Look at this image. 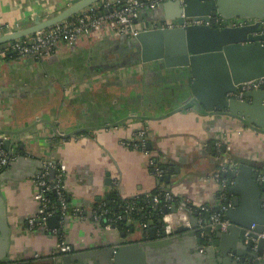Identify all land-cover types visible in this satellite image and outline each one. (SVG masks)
Here are the masks:
<instances>
[{
	"label": "crops",
	"instance_id": "obj_1",
	"mask_svg": "<svg viewBox=\"0 0 264 264\" xmlns=\"http://www.w3.org/2000/svg\"><path fill=\"white\" fill-rule=\"evenodd\" d=\"M75 1L0 0V34L28 26L37 16H53ZM163 14L158 8L143 9L137 23L152 27ZM127 39L106 29L78 37L73 47L60 46L50 58L0 59V130L17 132L12 135V153L25 157L8 166L0 179V229L3 222L8 227L7 244L0 240L4 261L49 263L40 259L56 252L60 242L68 247L65 255H72L117 249L120 244L149 239L150 228L159 231L156 215V224L150 221L146 227L142 220L120 215L121 224H117L120 217L106 228L94 215L114 195L125 201L167 190L177 197L178 208L189 216V211L197 214L198 223L203 211L218 213L226 208L222 206H226L229 185L238 187L233 193L237 206L229 205L240 211V218L261 205L258 175L264 172V131L223 114L203 113L194 105L183 107L186 99H174L175 93L167 90L180 84L177 71L167 74L155 71L154 63H129L130 55L122 49ZM191 81L187 77L186 82ZM127 114L136 117L105 127ZM49 123L60 133L82 130L61 137ZM140 128L146 130L145 150L131 145ZM38 161L43 167L54 161L65 170L68 210L64 213L44 208L37 198ZM239 164L246 169L237 181L231 173ZM153 165L163 170L161 175L154 172ZM223 167L227 171L222 173L225 185L221 188L212 175ZM165 174L170 175L169 182L159 180ZM75 207L82 210L80 215L73 214ZM42 212L52 214L45 224L38 222L29 228L28 220ZM52 216H58L56 225L48 223ZM203 222L208 224L210 216ZM212 233L205 226L202 240L207 242ZM191 242L180 240L152 254L159 264H207L210 259L200 253L206 254L205 245L195 252L198 245Z\"/></svg>",
	"mask_w": 264,
	"mask_h": 264
},
{
	"label": "water",
	"instance_id": "obj_2",
	"mask_svg": "<svg viewBox=\"0 0 264 264\" xmlns=\"http://www.w3.org/2000/svg\"><path fill=\"white\" fill-rule=\"evenodd\" d=\"M99 1L101 0H76L46 19L37 16L28 26L0 34V48H5L8 42L80 13ZM158 10L164 13V16L159 17L160 20H174L177 26L149 28L128 38L126 46L122 49L128 51V55L134 56L130 58L129 63H154L155 71L165 70L167 74L177 71L175 75L180 77V84L173 87L175 89H166L171 95L175 93L174 99H186V105L183 107L194 105L203 113L223 114L252 129L264 131V87L243 91L240 98L235 95L241 90L242 82L264 76V0H183L182 5L179 1L170 0L161 3ZM216 16L222 19V25L211 26L206 23ZM186 18L201 22L184 26ZM187 77L192 79L190 83L186 82ZM135 117V114H127L122 120L106 124L105 127L117 126ZM49 125L53 133L61 137L72 136L82 130L79 128L73 132L60 133L56 127L50 123ZM15 133L17 132L0 130V135L6 136L4 147L10 154L12 135ZM20 160L24 161L25 157L16 156L8 166ZM37 163L41 168L37 173L40 174L44 167L40 161ZM244 169V165L239 164L236 168L238 172L232 171L231 176H235L238 181L240 172ZM7 171L8 168L0 173V179ZM49 175L52 178L54 170H51ZM223 175L227 177V174ZM169 179V174L159 177V180L166 182H169ZM255 185L260 192L262 189ZM237 188L236 185L228 186L226 208L219 211L223 214V219L229 221V225L223 229L221 224H216L207 242L203 241L200 233L196 231V228L200 227L197 214L189 211L190 227L179 224L170 234H166L160 216L159 231L157 228H150L147 240L120 244L117 249L105 248L67 254L56 258L55 262L159 264L152 254L153 251H160L162 247L180 240H188L198 245L194 248L195 252H200L201 245H205L206 254L200 253L210 259L207 264H264V238L258 236L263 230L264 209L256 204L249 216L240 218V211L232 210L229 205L231 202L232 206H237V200L233 196ZM1 197L0 195V209L3 208ZM263 201L264 194H261L259 203ZM176 209V205H172L170 209L164 206L163 213L166 214L169 210L175 212ZM2 214L1 209V218ZM57 219L58 216H52L48 223L56 225ZM252 223L256 226L248 231ZM7 232L8 227L6 228L3 222L0 240L5 244ZM5 259V256L0 257V261ZM162 262L164 261H160V264Z\"/></svg>",
	"mask_w": 264,
	"mask_h": 264
},
{
	"label": "built area",
	"instance_id": "obj_3",
	"mask_svg": "<svg viewBox=\"0 0 264 264\" xmlns=\"http://www.w3.org/2000/svg\"><path fill=\"white\" fill-rule=\"evenodd\" d=\"M166 1L170 0H101L93 6L84 9L80 13L64 19L48 28L37 30L31 34L15 39L11 43L8 42L5 48H0V59L5 58L8 51L14 52L16 56H31L38 60L50 58L51 56L56 54L57 48H59L60 46L64 45L67 47H73L78 37L90 35L95 31H103L109 29L114 32V35L116 37L131 38L135 36L139 31L149 28L177 26L176 21L169 19L159 20L156 23L153 22L154 25H152V27L137 23V16L141 10H155L161 3ZM172 1H179L180 5L183 4V0ZM196 22L201 21H193L191 18H186L183 25L185 26ZM206 23L211 26H215L217 24L220 26L222 25V19L218 16L211 17ZM262 87H264V76L242 82L241 90L239 92H236L235 95L240 98L243 91L260 89ZM145 134V129H138L134 133L137 141H132L131 145L135 148L145 150ZM5 137L6 136L4 135H0V173L5 171L8 168L9 162L16 157L13 153L10 154L9 151L4 147ZM235 165L236 164L234 162L231 166L235 167ZM153 166L154 172H156L157 175H161L163 170L158 165ZM227 167H223L222 169L217 170L212 175V178L216 182L221 184V188H223L225 185L224 179L221 177V173L226 172ZM51 170H54V175L50 179V177L48 178V175L50 174ZM65 175V170L54 161H47L46 163H44L42 172L35 178V184L37 188L36 195L38 199H41L42 206L44 208L46 206V191L54 190L60 201L59 211L61 213L65 212L67 206L64 186ZM258 180L261 183L264 194V172L258 175ZM220 196H224V192H222ZM145 197L150 198L152 204L157 205L159 203H163L164 206H166L168 209H170L172 205H176L178 208L179 205L177 197L173 196L167 190H160L152 194L150 193ZM136 205V198L129 199L126 204V210L133 209ZM180 207L176 209L175 212L170 211L166 214L163 213L161 215L164 232L166 234L171 233V231L176 226L175 223L190 227L189 215L182 207ZM261 207L264 209V201L261 203ZM107 212L108 210H105V213ZM81 213L82 210H80L78 207L73 208V214L80 215ZM51 214V212H42L41 215L30 218L28 220L29 228H33L38 222L45 224L48 216H50ZM94 217L98 219L97 214H95ZM120 217V215H117L106 218L105 227L110 228L113 222L115 220L117 221ZM203 221V218L199 221V223L201 224L199 228L201 229V236L205 235V226L213 229V227L219 223L221 224L222 228L225 229L229 225V221L223 219L219 212H215L210 215V222L208 224H205ZM143 226L146 227V223H144ZM255 226L256 224L252 223L248 231H250ZM258 236L264 238V223L263 230L261 233H259ZM67 249L68 247H65L63 242H60L57 244L56 252L51 254L54 261H51L49 263H39L59 264L55 262V259L64 256ZM36 257L38 256L36 255ZM0 264L16 263L12 261L2 260L0 261Z\"/></svg>",
	"mask_w": 264,
	"mask_h": 264
},
{
	"label": "trees",
	"instance_id": "obj_4",
	"mask_svg": "<svg viewBox=\"0 0 264 264\" xmlns=\"http://www.w3.org/2000/svg\"><path fill=\"white\" fill-rule=\"evenodd\" d=\"M16 54L14 52H10L8 51L7 53V58H11V57H15ZM50 177V175H48V178ZM221 177L222 173H221ZM51 179V178H50ZM160 191L159 189L152 192V193H156ZM45 198H46V207L49 210H54L55 213H60L59 209H60V201L58 199V196L56 194V192L54 190H48L45 193ZM112 200H110V202H106L105 205L101 208H99L98 210V217L102 220V222L105 223V219L110 217V216H117V215H122V217L124 216H129L130 218L134 219V220H142L145 223L150 221L154 224H156V219L154 218L153 215L156 216H161L163 214V207L164 204L163 203H159V204H152L151 199L147 198L145 196L136 198L137 200V205L133 208V209H127L126 210V204L128 200H122L119 197H116L115 195L112 196L111 198ZM188 209H192L189 204H186ZM142 207V208H141ZM66 210H68V207L66 208ZM105 210H108L107 213H105ZM216 210H207L206 212L203 211L201 213V217L203 219L207 218L208 216H210L211 214L215 213ZM121 217L120 220H118L117 224H121L123 222V218ZM34 259H30L28 260V262L26 264H40V263H36L33 261ZM40 261H54V259L52 258L51 255H48L46 257H42L40 259Z\"/></svg>",
	"mask_w": 264,
	"mask_h": 264
},
{
	"label": "flooded vegetation",
	"instance_id": "obj_5",
	"mask_svg": "<svg viewBox=\"0 0 264 264\" xmlns=\"http://www.w3.org/2000/svg\"><path fill=\"white\" fill-rule=\"evenodd\" d=\"M215 26H219L218 24L217 25H215ZM134 56H130V58L132 59ZM129 58H127L126 60H128Z\"/></svg>",
	"mask_w": 264,
	"mask_h": 264
}]
</instances>
